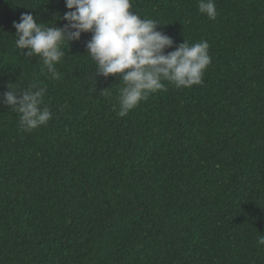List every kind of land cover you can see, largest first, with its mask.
<instances>
[{
  "label": "trees",
  "instance_id": "trees-1",
  "mask_svg": "<svg viewBox=\"0 0 264 264\" xmlns=\"http://www.w3.org/2000/svg\"><path fill=\"white\" fill-rule=\"evenodd\" d=\"M198 2L131 0L165 52L207 41L211 63L121 117L90 32L60 79L16 47L14 21L63 27L65 0H0V264H264V0H215V19ZM33 82L52 118L24 131L3 93Z\"/></svg>",
  "mask_w": 264,
  "mask_h": 264
},
{
  "label": "clouds",
  "instance_id": "clouds-1",
  "mask_svg": "<svg viewBox=\"0 0 264 264\" xmlns=\"http://www.w3.org/2000/svg\"><path fill=\"white\" fill-rule=\"evenodd\" d=\"M65 5L69 11L64 13L67 23L63 27L45 26L32 14L23 13L19 22H13L16 47L28 57L39 56L51 78L60 79L55 65L64 57L62 44L90 32L86 48L96 71L123 81L118 90L119 116L128 115L150 94L165 90L164 81L176 88L203 82L211 63L207 41L189 45L185 40L175 50L165 52L173 46V39L158 30L160 23L133 12L131 0H65ZM198 10L215 19V0H199ZM8 88L2 102L20 114L19 124L24 131L46 125L52 118L49 109L42 107L46 86L33 82L19 97L17 90ZM258 244L264 245V235L258 238Z\"/></svg>",
  "mask_w": 264,
  "mask_h": 264
}]
</instances>
